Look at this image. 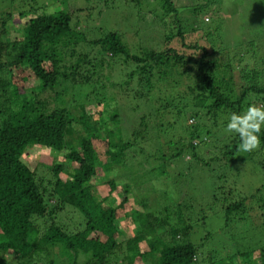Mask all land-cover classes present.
<instances>
[{
	"label": "trees",
	"instance_id": "1",
	"mask_svg": "<svg viewBox=\"0 0 264 264\" xmlns=\"http://www.w3.org/2000/svg\"><path fill=\"white\" fill-rule=\"evenodd\" d=\"M56 1L30 0V3L20 2L19 5L13 3L9 8L4 7V2L0 5V264H3L7 254H12L15 264H55L48 252L51 247L55 251H62L57 255L65 256L72 264H108L120 245L118 220L125 215L137 223L134 226L135 234L126 243H137L147 236L152 238L148 242L149 249L139 252L132 260L128 259V264H144L147 259H151L153 264H263L262 258L260 262L255 260L259 249L239 250L227 257L211 249L204 252L208 258L202 255L201 259V244L197 245L189 239L181 240L186 238L191 225H170L169 208L166 214L161 211L164 217L161 220L153 215L157 225H152L151 213L144 215L138 212L143 206L147 207L146 200L139 198L128 184H122L124 195L116 206H105L103 201L107 197H100L91 183L98 163L94 140L105 137L111 159L114 163L119 161V156L124 154L129 143H117L118 134L114 136L104 122H116L121 115L113 113L109 119L103 120L108 111L107 101L103 97V103L98 101L103 108L99 116L93 118L88 111L90 108L86 110L87 104L93 101V95H86L85 98L82 95L77 98L64 97L59 87L62 84L66 88L71 86V93L76 89L80 94L82 90L85 92L86 84L97 80L94 78L97 56L90 59L89 49V52L78 51L82 42L91 47L99 45L112 55L122 54L123 63H134L136 95H146L155 86L154 82L168 81L170 78L173 84H177L178 79L186 80L183 83L185 94L179 97L186 101L177 114L186 112L187 118H192V122L187 123L188 130H185L188 137L177 141L176 151L161 154L160 158L172 160L187 148L192 151V156L201 158L204 164V158L199 156L197 150L205 146L210 147V155H216L218 161L239 172L241 167L233 169L231 166L239 137L234 133L221 137L220 130L226 126L231 113L242 112L257 99L264 104V85L256 83L253 74L252 78H248V83L237 88L229 64H220L205 47L188 43V32L183 29L182 20L176 17L178 8L172 0H162L164 12L161 20L171 26L165 32L164 47L143 50L140 54L130 53L122 36L113 31L106 32L101 38L87 40L84 31L72 26V15L67 11L66 4L60 2L54 11L47 9L48 5L55 6ZM200 8L201 5L197 10ZM172 14L174 18L167 17ZM19 21L22 23L18 29L21 33L12 36L11 32L16 30L14 26ZM174 38L178 41L176 47L170 45ZM65 51L68 52L69 61L74 56L77 58L67 68L62 57ZM154 68L157 69V79L151 80ZM174 69L177 75L172 73ZM189 70L192 76L186 78ZM134 72L129 73L130 78L135 75ZM18 75L32 78L20 85ZM35 88L48 93L40 98V92H32ZM68 101L77 110L78 115L74 118L70 117L69 107L65 105ZM165 108H168V104ZM72 119L80 123V129L76 128ZM201 119L206 121L200 122ZM207 121L215 129L213 133L223 139V146L219 145L218 139H210L211 131L205 130ZM261 139L264 144V131ZM33 145L58 152L66 150L62 162H55L53 158V162L48 163L55 177L52 187L45 186L36 175V168L24 159ZM241 153L243 155L239 158H246L250 154ZM256 167L264 171V160L257 161ZM61 172L65 173L66 178L60 176ZM163 172L161 169L160 173ZM108 184L110 191L115 190L113 179ZM225 192L223 210L226 225L232 214L241 216L253 210L247 206L246 197H234L233 188ZM130 193L136 204L131 203L128 211L125 204L129 198L126 195ZM259 208L264 210V202L259 203ZM67 209L74 210L81 217V226L76 231L60 224L57 219L58 214ZM35 220L50 221L42 234H39V224ZM57 246H62L66 252ZM44 251L47 254L40 258L39 253ZM80 253L89 256L78 263L76 259Z\"/></svg>",
	"mask_w": 264,
	"mask_h": 264
},
{
	"label": "rangeland",
	"instance_id": "2",
	"mask_svg": "<svg viewBox=\"0 0 264 264\" xmlns=\"http://www.w3.org/2000/svg\"><path fill=\"white\" fill-rule=\"evenodd\" d=\"M172 1L178 8L176 17L182 20V27L188 32L187 42L205 47L220 64H229L237 88L248 83L250 80L248 78H252L253 74H255L254 81L264 85V0ZM2 2L5 8H9L13 3L19 5L20 2L30 3V0H0V5ZM60 2L66 4L67 11L71 13L72 26L84 31L87 40L101 38L106 32L113 31L122 36L123 43L132 54L163 48L165 32L171 27L161 20L164 12L162 0H58L55 6L48 5L47 9L56 10ZM200 5L202 8L197 10ZM167 17L174 18L173 14ZM20 23L21 21L15 24L14 30L15 28L16 30L11 32L12 36L21 33L18 30L22 24ZM170 45L176 47L177 39L171 40ZM88 49L90 59L97 56L94 76L97 80L86 84L85 92L82 90L80 94L76 89L71 93V86L66 88L64 84L59 90L64 97L67 95L69 98L71 96L77 98L80 95L85 98L86 95H93L92 103H88L86 107V110L90 108L88 111L93 118H97L103 108L101 105L103 97L107 101L106 110H108L103 120L109 119L113 113L121 115L116 122L110 120L108 123L104 122V125L113 131L114 136L118 134L117 143H129L125 147L124 154L119 156V161L114 163L111 159L105 137L94 140L98 163L97 172L92 177L91 183L100 197H107L103 204L116 206L124 195L125 188L122 184H128L136 191L139 198L146 200L147 207L143 206L138 212L141 211L144 215L151 213L152 225H157L153 215L161 220L164 218L163 214L167 213V208L170 210V225L175 227L191 225L186 238L183 237L181 240L189 239L197 245L201 244L199 246L201 259H203L202 255L208 258L204 252L211 249L216 250L223 257L239 250L259 249L255 260L260 262L262 258L264 264V212H262L264 210L259 208V203L264 202V187H262L264 171L256 167L257 161L264 160L263 142L259 149L249 152L246 158H239L243 155L241 152H236L232 156L235 160L231 162V166L233 169L241 167L239 172L231 170L225 163L218 161L216 155H210V147L205 146L197 150L199 156L204 158V164L201 158L192 156V151L187 148L179 157L172 160L161 159V154L176 151L179 139L183 137L186 140L188 137L185 130H188L187 123H191L192 118L188 119L186 112L177 114L178 109L182 108L186 101L179 98L180 95L185 94L183 83H186V80L178 79L177 84H173L170 78L168 81L154 82L155 86L151 87L146 95H136L137 73L134 63L131 61L123 63L122 54L112 55L107 50L103 51L99 45L91 47L86 42L80 43L78 51L84 52ZM67 54V51L62 53L66 68L77 59L74 56L69 61ZM156 70L153 69L154 77L152 76L151 80L157 79ZM131 71H135L133 73L135 75L132 74L134 79L129 76ZM191 72L189 70V76L185 77H191ZM223 72L226 74L224 69ZM172 73L176 74L177 70L174 69ZM31 78L19 76L17 82L21 85L23 81ZM126 80L129 82H125ZM36 91L40 92V98H44L48 93L38 88L32 90L33 93ZM81 102L85 103V101ZM253 103L261 105L263 102L257 99ZM166 104L168 108H165ZM65 105L69 107L70 117L74 118L78 115L74 104L68 101ZM202 121L206 120L201 119L200 122ZM73 122L77 129L81 128L78 121ZM225 129L226 126L220 130L221 137H227ZM205 130L211 131L210 139H218L219 145L223 146V139L213 133L215 129L209 121ZM157 140L160 141L156 144ZM65 152L66 150L58 152L33 145L27 150L24 159L31 167L36 168V175L41 178L43 184L52 187L55 177L49 169V162L53 158L55 162H62ZM161 169L164 170L162 174ZM60 176L66 178L63 172ZM110 179L116 184L113 191H110L108 184ZM231 188L234 189V197H246L247 206L252 207L253 210L241 216L237 213L232 214L226 225L223 210L226 202L223 200L225 191ZM126 196L129 198L125 207L129 211L131 203L136 200L132 197V193ZM53 202L54 199L51 200V203ZM82 216L84 218V215ZM57 219L60 224H65L72 231L78 230L82 221L79 214L72 209L58 214ZM49 222V220L36 221L39 224V234H42ZM136 225L137 223L129 215L119 218L120 245L116 254L110 257L108 264H128V259L132 260L139 252L149 249L148 242L152 239L151 236L137 243L125 242L135 234ZM57 247L65 251L62 246ZM48 252L54 258L55 264H72L65 256L57 255L62 251H55L51 247L48 248ZM39 254H41L40 258H44L47 253L44 251ZM88 256L80 253L76 260L81 263ZM3 261V264L16 262L12 254H7ZM38 261L41 262L42 259ZM144 264L153 263L151 259H147Z\"/></svg>",
	"mask_w": 264,
	"mask_h": 264
},
{
	"label": "clouds",
	"instance_id": "3",
	"mask_svg": "<svg viewBox=\"0 0 264 264\" xmlns=\"http://www.w3.org/2000/svg\"><path fill=\"white\" fill-rule=\"evenodd\" d=\"M226 132L239 137L237 152H252L261 147L264 131V104H250L242 112H233L226 124Z\"/></svg>",
	"mask_w": 264,
	"mask_h": 264
}]
</instances>
